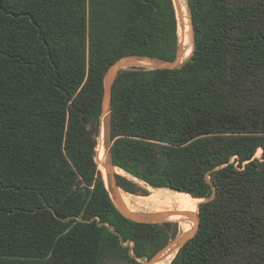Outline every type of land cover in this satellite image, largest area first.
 I'll list each match as a JSON object with an SVG mask.
<instances>
[{
  "label": "trees",
  "instance_id": "obj_1",
  "mask_svg": "<svg viewBox=\"0 0 264 264\" xmlns=\"http://www.w3.org/2000/svg\"><path fill=\"white\" fill-rule=\"evenodd\" d=\"M187 6L186 63L117 74L108 171L205 200L170 264H264V0ZM179 48L174 0H0V264H143L187 226L125 217L97 164L111 67Z\"/></svg>",
  "mask_w": 264,
  "mask_h": 264
},
{
  "label": "rangeland",
  "instance_id": "obj_2",
  "mask_svg": "<svg viewBox=\"0 0 264 264\" xmlns=\"http://www.w3.org/2000/svg\"><path fill=\"white\" fill-rule=\"evenodd\" d=\"M179 1V2H178ZM175 2V6H176V10H177V16H178V22H179V37H180V46L182 47V39L184 38V30L187 31V37L189 38V40L191 41V43L193 44L194 47V33L192 30V26H191V20H190V14H189V10L188 12H183V15L180 14V8L181 7H187V0H174ZM189 14V15H188ZM189 26V28L186 27ZM192 54V53H191ZM191 56V55H190ZM189 56V57H190ZM183 57H184V52L182 55V59L181 62L179 64V66L183 65L184 63H186L189 59H184L183 61ZM130 60H134V62H132V64H129ZM124 63L123 67H120L121 70H125V69H131V68H145V69H161L163 68L166 63H162L160 61L154 60V59H150V58H141V57H128V58H124L123 61ZM109 124H110V114H104L102 117V127H101V135L98 141V147H97V164L99 166V170L101 171V167L99 164V160L98 157L100 155V151L102 149V147L104 148V150L107 152L108 154V162L111 160V149L113 147V142L111 141L110 137H109ZM262 157V150H260L257 155L256 158H261ZM234 162V159L232 160ZM105 168L111 171H115L111 166L105 165ZM114 173V175H119ZM103 174V173H102ZM104 176V175H103ZM126 177L127 179L133 181L134 183H136L141 189H143L146 193H147V197H143V196H138V195H131L133 197H137V198H141V199H155L156 197H158V194L160 193V191H154V189H152L151 187H149L148 185H146L143 182H140L137 179H134L133 177H131L130 175H126L123 176ZM168 190H164L163 192H166ZM124 192V191H123ZM174 192V191H173ZM126 193V192H124ZM178 194L187 196L188 198H190V200L192 201V209H188L186 207H180V206H176L174 204H170V203H166L168 205H160L159 208H146V207H138V210L136 213H129L141 220H149L152 219L158 215H162L165 214V210H168L167 208H173L176 211L182 210L185 211L186 213L193 214V220L190 219H184L185 222H187V226L185 228L182 229V232L180 231L179 228V223H178V235L176 236V238L174 240H172L170 242V244H172L173 246H171L172 248L169 247L170 251L166 250L164 252V255L161 257V261L156 263V264H170L171 260L173 259V257L176 255L177 251L179 250V248H181V244L179 243V241H181V239H188L191 236H193V234L196 232L197 230V226L195 227L194 231H192L191 233L186 234L185 232H187L191 227H193V224L195 223V219L197 220V224L199 222L200 219V213H199V205L200 203L204 202L205 200H200V201H196L194 200L192 197H190L189 195L186 194H182L179 192H176ZM128 194V193H126ZM130 195V194H129ZM136 201V200H134ZM190 212V213H189ZM172 221V220H171ZM164 222H168L166 219H164L163 221H157L156 223H164ZM172 222H176V221H172ZM194 232V233H193ZM180 245L175 252H173V254L167 256V253L173 251V247ZM173 256V257H172ZM143 264H150L149 261H143Z\"/></svg>",
  "mask_w": 264,
  "mask_h": 264
},
{
  "label": "water",
  "instance_id": "obj_3",
  "mask_svg": "<svg viewBox=\"0 0 264 264\" xmlns=\"http://www.w3.org/2000/svg\"><path fill=\"white\" fill-rule=\"evenodd\" d=\"M182 55H183V50L182 47L180 46L179 48V52H178V56L177 59L174 62H163L166 63V65L161 68V69H176L179 68L181 66H179L181 59H182ZM122 60H120L119 62H117L113 67H111V69L109 70V72L107 73V76L105 78V96H104V104H103V115L107 114V113H111V102H112V86L115 82V79L117 77L118 72L121 70L120 67H123L124 63L122 62ZM113 166V165H112ZM114 167V166H113ZM106 182V181H105ZM109 183H110V188L113 191H116V189H120L118 186V182H117V178L116 175L112 174L110 179H109ZM107 185V184H106ZM108 188V187H107ZM109 190V188H108ZM110 192V191H109ZM111 194V192H110ZM112 197V196H111ZM113 201L115 203V205L117 206V208L119 209V211L127 218L137 221V222H143V223H156L157 221H163L164 219H166L165 215H158L152 219L149 220H141L131 214H129L126 209L124 208V206L122 205V202H120L118 196H115V198H113ZM179 215L185 216L187 219L193 220V216L188 214V213H180ZM199 229V222L197 224V230L196 232L193 234V236L197 233ZM193 236H191L188 239H185L184 242L181 244V247L183 245H185ZM179 243H181V241H179ZM171 246H173L172 244H169L167 247H165L161 252H159L153 259L152 261H150V264H156L158 262H160L161 257L164 255V252L167 250L170 251L169 247L172 248Z\"/></svg>",
  "mask_w": 264,
  "mask_h": 264
},
{
  "label": "bare ground",
  "instance_id": "obj_4",
  "mask_svg": "<svg viewBox=\"0 0 264 264\" xmlns=\"http://www.w3.org/2000/svg\"><path fill=\"white\" fill-rule=\"evenodd\" d=\"M179 2V1H178ZM188 12V9L187 7L185 8L184 6L180 8V14L183 15V12ZM189 15V14H188ZM187 28H189V26L186 27V30ZM184 32V38L182 39V50L184 52V57H183V61L184 59H189L191 53H193V50H194V47H193V44L191 43V41L189 40V38L187 37V31H183ZM132 62H134V60H130L129 64H132ZM162 62V61H160ZM163 63V62H162ZM182 63V62H181ZM107 152L104 150V148L102 147L101 151H100V155L98 157V160H99V164H100V167H101V172L103 173L104 175V179L105 181L108 183V185L110 186V183H109V179H110V174H109V171L108 169L105 168V165H108L107 164ZM115 193L116 196H118V198L124 202L125 204H127L128 206H130L131 208L135 209V210H138L136 207H133L131 205H129L125 200H123V198H126V199H129V200H136V201H139L141 203H148V202H164V203H170V204H174L176 206H180V207H186L188 208L189 210L192 209V201L189 200L190 198H188L187 196H184V195H181V194H178L176 192H173V191H166V192H169V193H162L160 192L158 194V197H156L155 199H141V198H137V197H133L129 194H126L123 192L122 189H116V191H113ZM175 194V195H174ZM178 195V196H177ZM180 196H183V197H186V198H183V197H180ZM190 213V212H189ZM190 215L193 216L192 213H190ZM197 226V220L195 219V223L193 224V227H191L187 232H185L186 234L188 233H191L192 231H194L195 227ZM186 238L184 239H181V243L184 242ZM180 243V244H181ZM180 245H177V246H174L173 247V251L167 253V256L173 254V252H175V250L179 247ZM173 257V256H172Z\"/></svg>",
  "mask_w": 264,
  "mask_h": 264
}]
</instances>
